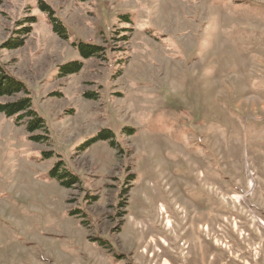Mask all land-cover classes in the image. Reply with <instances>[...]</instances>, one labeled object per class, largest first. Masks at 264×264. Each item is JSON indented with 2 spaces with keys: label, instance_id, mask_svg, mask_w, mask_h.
<instances>
[{
  "label": "rangeland",
  "instance_id": "obj_1",
  "mask_svg": "<svg viewBox=\"0 0 264 264\" xmlns=\"http://www.w3.org/2000/svg\"><path fill=\"white\" fill-rule=\"evenodd\" d=\"M0 64V264H264V0H0Z\"/></svg>",
  "mask_w": 264,
  "mask_h": 264
},
{
  "label": "trees",
  "instance_id": "obj_2",
  "mask_svg": "<svg viewBox=\"0 0 264 264\" xmlns=\"http://www.w3.org/2000/svg\"><path fill=\"white\" fill-rule=\"evenodd\" d=\"M51 22L53 24V30L59 34V36L65 38L66 33L56 18L50 15ZM21 42L18 43H6L3 45L4 48L12 49L19 47ZM78 51L81 57L87 58L93 55H96L98 52V47L96 45L80 43L78 46ZM81 68V62L78 60L70 61L60 66V74H71L77 72ZM18 93L25 94L23 97L6 103H0V112L6 116H14L15 119L21 120L27 118L26 129L29 133H33L38 129L44 128V118L38 114L36 110L32 108V99L29 95V90L26 88L25 84L7 72L4 67L0 64V96L3 95H14ZM111 131L104 130L95 136L92 140L97 139H107L110 138ZM44 136L42 135H29V139L39 142ZM49 154V153H48ZM43 156H47V153H43ZM63 161L58 160L55 165L49 170V176L51 178L57 179L62 185L70 187L73 184L78 182V177L72 173L67 168H62ZM62 168V170H61Z\"/></svg>",
  "mask_w": 264,
  "mask_h": 264
},
{
  "label": "bare ground",
  "instance_id": "obj_3",
  "mask_svg": "<svg viewBox=\"0 0 264 264\" xmlns=\"http://www.w3.org/2000/svg\"><path fill=\"white\" fill-rule=\"evenodd\" d=\"M158 205H159V208H160L161 210L164 209V205H163L162 203H159ZM167 222H168V221H167ZM166 264H167V263H166Z\"/></svg>",
  "mask_w": 264,
  "mask_h": 264
}]
</instances>
